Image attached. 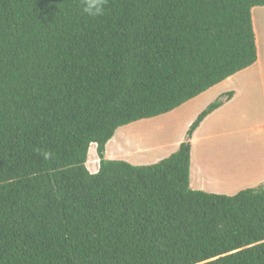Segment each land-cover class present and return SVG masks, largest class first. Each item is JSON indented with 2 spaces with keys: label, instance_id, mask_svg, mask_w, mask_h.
<instances>
[{
  "label": "trees",
  "instance_id": "obj_1",
  "mask_svg": "<svg viewBox=\"0 0 264 264\" xmlns=\"http://www.w3.org/2000/svg\"><path fill=\"white\" fill-rule=\"evenodd\" d=\"M261 6L107 0L90 17L81 0H0V264H264V183L190 186L191 136L232 93L161 160L104 158L119 127L251 66Z\"/></svg>",
  "mask_w": 264,
  "mask_h": 264
},
{
  "label": "crops",
  "instance_id": "obj_2",
  "mask_svg": "<svg viewBox=\"0 0 264 264\" xmlns=\"http://www.w3.org/2000/svg\"><path fill=\"white\" fill-rule=\"evenodd\" d=\"M252 20L257 60L251 66L165 114L120 127L105 145L104 158L135 165L161 160L178 148L189 125L210 101L230 92L191 136L190 186L219 194L234 189L235 194L264 183V36L260 48L253 16ZM93 160L98 165L87 168L94 173L99 158Z\"/></svg>",
  "mask_w": 264,
  "mask_h": 264
},
{
  "label": "rangeland",
  "instance_id": "obj_3",
  "mask_svg": "<svg viewBox=\"0 0 264 264\" xmlns=\"http://www.w3.org/2000/svg\"><path fill=\"white\" fill-rule=\"evenodd\" d=\"M252 16L254 18L255 27L258 29V34L257 35H258V38H259V46L261 48V46L263 44V41L262 40H263V36H264V34L262 32L263 31L262 27H264V7L261 6V7H255V8H253V10H252ZM211 100H213V99H211ZM210 102H212V101H210ZM206 104L203 105L202 108H204L206 106ZM118 129H120V127ZM116 131H115V133H116ZM97 157H98V155H97L96 151L94 150V147L91 144L90 147H89V150H88V159H87L88 160L87 167L89 169L95 168L98 165V163H96V161L93 160L94 158L96 159ZM133 162L134 161H131L130 163L136 164V163H133ZM233 190L226 191L227 192L226 194H229V195L234 194V191Z\"/></svg>",
  "mask_w": 264,
  "mask_h": 264
},
{
  "label": "clouds",
  "instance_id": "obj_4",
  "mask_svg": "<svg viewBox=\"0 0 264 264\" xmlns=\"http://www.w3.org/2000/svg\"><path fill=\"white\" fill-rule=\"evenodd\" d=\"M107 0H81L83 13L90 17H96L104 14ZM45 158L50 156V153H43Z\"/></svg>",
  "mask_w": 264,
  "mask_h": 264
}]
</instances>
